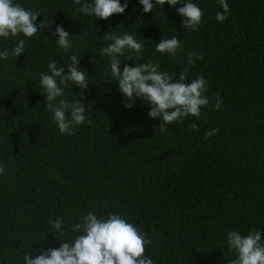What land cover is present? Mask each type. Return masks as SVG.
Masks as SVG:
<instances>
[{
	"label": "trees",
	"instance_id": "obj_1",
	"mask_svg": "<svg viewBox=\"0 0 264 264\" xmlns=\"http://www.w3.org/2000/svg\"><path fill=\"white\" fill-rule=\"evenodd\" d=\"M191 2L204 13L198 31L182 26V3L145 13L140 0H128L125 13L103 20L81 13L74 0H14L40 10L37 23L54 22L32 38H0V50L11 52L20 39L26 50L0 58V264H25V253L35 257L74 240L82 233L72 226L89 212L119 214L146 234L153 264H231L237 254L229 251L230 231L255 229L264 242V0H227L222 23L219 0ZM60 25L70 34L68 51L55 42ZM125 33L144 49L138 62L125 50L121 72L125 64L152 62L175 81L185 67L186 83L201 75L209 81L210 104L199 118L161 128L146 101L134 96L125 107L110 58L100 54L112 43L105 34ZM173 36L183 44L177 57L156 52ZM73 54L89 82L81 102L92 122L68 135L45 108L40 73L51 74L52 61L67 72ZM69 85L62 98L78 101L81 89ZM217 127L219 134L205 138ZM57 218L63 236L51 223Z\"/></svg>",
	"mask_w": 264,
	"mask_h": 264
},
{
	"label": "clouds",
	"instance_id": "obj_2",
	"mask_svg": "<svg viewBox=\"0 0 264 264\" xmlns=\"http://www.w3.org/2000/svg\"><path fill=\"white\" fill-rule=\"evenodd\" d=\"M74 3L81 5L79 11L85 15H94L97 19L107 20L114 14H123L128 8V0L121 4L120 0H93L87 3L83 0H74ZM178 3L183 6L176 11L184 18L182 26L185 29L198 31L202 24L203 11L191 0H140L145 13L152 12L156 5H171L173 8ZM224 9L217 12L218 22L227 19L229 4L227 0H219ZM41 11H32L22 7L14 0H0V38L11 37H34L40 29L51 28V24L45 20L37 23ZM55 34L59 37L55 42L65 51L72 48V41L69 39V32L65 31L62 25L57 26ZM105 39L112 41L107 47L100 50V54L110 58V71L117 81L120 92L126 97L125 107L131 108L130 102L135 96L137 100L146 101L151 105L148 113L151 118H160V127L182 123L183 119L193 116H201L202 107H207L210 100L206 95L208 83L203 75L186 83L188 68L180 73L179 81H175V74L160 72L159 63H137L135 67L125 64L121 72V59L125 50L129 52L127 59L137 60L144 49V44L137 42L131 34L107 35ZM183 48L182 41L176 36L170 39H162L155 45L156 52L167 53L177 57ZM26 52L25 40L20 39L13 50H0V58L8 60L10 57L18 58L21 53ZM196 53H189L188 64L194 65ZM79 55L73 54L70 57L71 63L65 67H57L55 61L48 64L51 74L40 73V84L45 89L46 110L53 113L54 120L62 134L72 135L76 126L90 125L91 115L85 116L86 108L81 102L84 97V90L89 86L85 71L78 70ZM203 59V56H198ZM75 85L81 89L78 101H69L64 98V88ZM59 98V99H58ZM58 101V102H57ZM56 102V103H54ZM222 107L217 94L214 108L219 110ZM191 129L199 130L195 123L190 125ZM219 134V128H213L205 133V138ZM5 169L0 165V175ZM54 228L63 236L62 218L51 221ZM72 232L82 233L72 241H62L59 248H49L47 251L39 250L41 254L33 257L31 253L24 254L25 264H153V260L145 255L146 246L151 243L146 234L141 233L136 226L129 223L119 214H110L107 219L98 218L96 214L89 212L82 217V221L74 224ZM229 251H235L237 258L231 264H264V242L262 233L253 229L247 235L239 231H230L227 236Z\"/></svg>",
	"mask_w": 264,
	"mask_h": 264
}]
</instances>
